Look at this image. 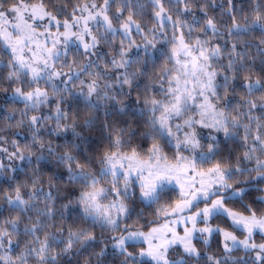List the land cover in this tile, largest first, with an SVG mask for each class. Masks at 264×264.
<instances>
[{"label": "snow or ice", "instance_id": "1", "mask_svg": "<svg viewBox=\"0 0 264 264\" xmlns=\"http://www.w3.org/2000/svg\"><path fill=\"white\" fill-rule=\"evenodd\" d=\"M150 2L155 23L145 29L135 19L140 0H83L71 12L57 0H0V82L11 88L6 103L24 105L9 128L31 133L23 145L11 141L12 152L0 147L13 162L0 160V177L11 188L0 200L17 213L0 221V264H104L109 244L117 264H188L187 257L201 256L194 240L208 246L214 236L222 238L224 256L208 255V264H246L249 253L264 264V243L254 240L264 238V209L253 206L264 204V195L246 199L264 193V76L249 59L254 40L264 73V0H250L245 23L235 0H226L227 8L224 0H204L198 9L197 0H175L191 21L174 19L163 0ZM209 6L231 18L226 52L213 43L220 32ZM196 11L205 17L198 29ZM242 73L246 95L236 99ZM4 111L16 119V109ZM116 116L132 119L120 126ZM45 128L72 139L45 141ZM91 128L107 143L93 148L78 131ZM171 192L177 198L164 200ZM57 200L66 202L57 208ZM153 206V218L145 219ZM217 217L227 227L213 226ZM177 247L183 255H170ZM241 249L245 257L232 256Z\"/></svg>", "mask_w": 264, "mask_h": 264}, {"label": "trees", "instance_id": "2", "mask_svg": "<svg viewBox=\"0 0 264 264\" xmlns=\"http://www.w3.org/2000/svg\"><path fill=\"white\" fill-rule=\"evenodd\" d=\"M80 2H83V0H57V3L66 5L68 12H71L74 4L80 3ZM163 2H164L165 7L169 11V14H171L174 19L177 16H180L181 19L191 21L190 15H184L183 13H180L178 11V9L183 8L182 4H177L175 2V0H163ZM217 2L220 3V2H222V0H217ZM140 3L143 5V12L141 15L136 16L135 19H137L142 24V26L145 27V29H147V28H150L155 23V20L153 19V16H152L154 6L151 4L150 0H140ZM203 3H204V0H197V4L195 7L198 9V7ZM235 3L238 6V8L243 9V11H237L236 12L237 20L240 23H245V21L243 19L244 15L250 14V12H251L250 0H235ZM117 6H118L117 4L112 5V12L113 13L115 12ZM227 6L228 5L226 3V0H224V8H227ZM207 11H208L209 16H212L215 18L216 23H217L218 28H219V32H220V35L213 39V43H217V42L220 43L223 50L226 52L230 49V45L233 42L232 38L227 35V27L231 25V18L226 13L222 12L220 7L209 6ZM124 15L126 17L127 12H125ZM196 15L200 17V25L196 26L198 29L200 26H202L205 17L199 11H196ZM166 31L168 34V39H171V36H172L171 25H169L166 28ZM194 35H195V33H194ZM260 35L261 34L258 31L252 34V36H255V37H259ZM252 36L245 37V39H252ZM121 38L122 37H117V44L119 43V40ZM132 39H134L137 43H141V36L139 34L135 33V31L133 32ZM104 51H108L107 46H103V48L101 49V53L103 54ZM132 55L135 56V51H133ZM3 58L6 60L7 56H4ZM79 59L81 61H83L84 57L80 56ZM249 59L250 60L254 59V67H255L256 72L258 74L264 76V73H260V71H259L261 57L257 53V49L255 46L254 40H253L252 46L249 49ZM225 62H226V58H225ZM159 63H160V61H157V64H159ZM5 74H6V70H5ZM243 75H244V73L241 74V78L238 79L234 85V87L236 89V99L246 95L244 88L241 86ZM77 84H78V81H77ZM15 86L16 85H12V87H15ZM41 86L44 87L43 82H41ZM60 87L62 88L63 85H61ZM4 88H9V85L7 84V82H0V130H3V131H0V135H3L6 138V140L8 141V143L0 144V147H6V148H8L9 152H12L14 149L12 147L11 141L17 140L21 145H23L24 143H27L30 141L31 133L28 131L27 127H25L22 130H19L15 127L9 128L10 124L15 125L17 123V121L20 119L19 110L23 109L24 105L23 104L6 103L5 97H6L7 93H11V88H9V91L7 93H5L3 91ZM25 90H27V88ZM48 91L51 94L52 89L49 87ZM139 91L141 94H143V88L142 87ZM64 95H67V94L64 93ZM261 95H262V93L257 92V93H254V95L250 98L255 99ZM135 96H136V93H133L132 94L133 100H134ZM118 99L125 102V103H131L132 102L129 100L128 96L123 95V94L118 96ZM236 99H233V103L236 102ZM51 107H54V102L51 105ZM4 109H16L17 110L16 119L11 120V121L5 119L4 117L6 116V112L4 111ZM81 110L83 112V106L82 105H81ZM46 112H47V109H45V113ZM29 114L31 115V114H35V113H29ZM125 119L130 120V119H132V117H130V116L129 117H121V116L113 117V120L116 123L120 124V126H124L122 124V121ZM49 123H51V122H49ZM78 131H82V133L84 135L89 137V139L92 141V147L93 148L96 147L97 141H100L103 144L107 143V141L105 139L100 137V130L98 128L78 129ZM14 133H16V134L14 135ZM21 133H23V134L21 135ZM41 134L43 135L45 141L51 140L53 142V144H64L66 142V140L72 139L71 133H68L66 137L65 136L56 137L54 135L49 136L48 132H47V128H45ZM24 136H27L28 139L25 140ZM143 143H144V145H146L148 143V141H144ZM241 151H242V149L239 148V146H237V152H241ZM0 160H2L6 165L9 163H13L7 159V155L3 152H0ZM15 163H19V162L16 161ZM19 179L22 180L23 177L21 176V177H19ZM261 187H264V185H261ZM5 192H11L10 184H9V182H6L5 177H0V196H2ZM261 195H264V193L253 192L252 195L250 197H247L246 199L250 201L253 197H257V196H261ZM176 198H177V193L171 192V193L165 195L164 200H170V199L174 200ZM65 202L66 201H64V200H57L56 207L59 208L60 204L65 203ZM137 204H138V207H143L142 205H139L138 202H137ZM0 205H4L3 200H0ZM228 206L233 207V208H239L240 207L239 203H234V202H229ZM253 206L256 208L264 209V204H254ZM154 207L155 206H153V208H145L144 209L145 219L150 220L153 218ZM15 215H17V213H14V212L9 213L6 205H4L3 207H0V221L4 220L6 218H9L10 216H15ZM135 219H136V217L134 216L133 221ZM133 221H129V223H132ZM25 222H27V221L25 220ZM212 222L219 224L221 227H227V222L224 221L222 217H217ZM69 223H71V222L69 221ZM76 223L79 224L80 226H86L83 221H77ZM143 223H144V220H141L140 224H143ZM136 226L139 227V224H137ZM229 230H233V229H229ZM95 231L97 232L98 237H99L100 230L97 228V229H95ZM236 233L241 235V236L244 234V233L238 232V231ZM221 239L222 238L219 236H214L211 239L208 246H205L200 240H194L196 247L201 252V256L200 257H187L186 259L188 261V264H208V261H207L208 255H214V256L222 258L224 256V252H223V249L221 246ZM254 239L257 242H261L264 240V238H262L260 235H256L254 237ZM100 247H102V245H97L95 250L99 251ZM140 247H143V245L138 244L134 248H130V250L138 251ZM179 254L183 255L182 250L179 252ZM232 256L233 257H245V253L241 249V250L234 251L232 253ZM254 256H255L254 253H249L246 257V264H254ZM31 264H35V262L32 261ZM61 264H69V258H63L61 260ZM71 264H75V260H72ZM104 264H117V262L114 261L113 256L111 254L110 244H109V252H108V255H106V257H105Z\"/></svg>", "mask_w": 264, "mask_h": 264}, {"label": "rangeland", "instance_id": "3", "mask_svg": "<svg viewBox=\"0 0 264 264\" xmlns=\"http://www.w3.org/2000/svg\"><path fill=\"white\" fill-rule=\"evenodd\" d=\"M6 96H7L8 98H10V97H11V93H7ZM147 144H148V143H147ZM147 144L144 145V146L147 147ZM200 206L203 207L202 204H201ZM212 224H213V226L217 225L216 223H213V222H212ZM203 226H204L203 224H199V225H198V227H203ZM145 230H146V229H145ZM181 234H182V232H181ZM236 235H237L239 238H241V239H243V237H244V234L241 236V235H239V234L236 233ZM254 240H255V239H254ZM255 242H256V243H264V240L261 241V242H257V241L255 240ZM194 243H195V241H194ZM181 250H182L181 248L177 247V248L175 249L174 252L170 253V255H172V256H176V254L179 253ZM254 254H255V253H254ZM177 258H179V257H177Z\"/></svg>", "mask_w": 264, "mask_h": 264}]
</instances>
